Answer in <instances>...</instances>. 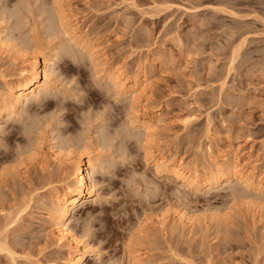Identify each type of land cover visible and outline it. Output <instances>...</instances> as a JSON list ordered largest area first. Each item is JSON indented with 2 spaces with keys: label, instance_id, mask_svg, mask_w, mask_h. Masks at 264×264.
Instances as JSON below:
<instances>
[{
  "label": "rangeland",
  "instance_id": "rangeland-1",
  "mask_svg": "<svg viewBox=\"0 0 264 264\" xmlns=\"http://www.w3.org/2000/svg\"><path fill=\"white\" fill-rule=\"evenodd\" d=\"M20 2L0 0V32L10 38L18 31ZM54 3L58 28L62 31L60 13L80 34L72 42L83 64L68 58L57 64L56 41L47 36V18L38 9L30 10L24 21L35 46L23 50L41 62V54L54 47L53 77L60 83L69 79V87L85 93L82 104H63L65 135L80 130V113L109 103L100 90L113 85L105 69H119L126 83L136 79L145 89L140 102L132 103L114 86L121 105L113 104L112 127L124 116L143 142L128 145L131 155L120 158L115 178L90 173L95 201L72 212L67 222L89 249L81 264H264V0ZM77 43L96 46L95 58ZM19 63L15 53L0 49V93L5 79H17L19 65H24ZM59 103L48 99L42 108L32 105L29 111L43 115ZM15 116L17 112L1 116L0 126ZM147 122L154 129L148 138L140 127ZM7 128L9 151L0 150V239L13 253H1L0 264H60L70 248L56 242L49 193L72 186L74 162L69 158L92 154L94 145L90 140L80 152L66 150L70 156L62 168L52 154L56 147L42 134L35 151L15 159L16 146L27 140L20 125ZM227 152L228 158L239 156L243 172L253 169L248 176L252 186L260 187L230 180L196 191L155 166L164 156L182 163L180 171L188 176L221 162ZM186 164L192 169L184 170ZM175 213L188 214L194 223H179L174 230L168 224L162 231L157 216L171 222ZM85 219L94 221L90 235L82 234Z\"/></svg>",
  "mask_w": 264,
  "mask_h": 264
},
{
  "label": "bare ground",
  "instance_id": "bare-ground-1",
  "mask_svg": "<svg viewBox=\"0 0 264 264\" xmlns=\"http://www.w3.org/2000/svg\"><path fill=\"white\" fill-rule=\"evenodd\" d=\"M64 18L65 16H61L60 13H57V21L62 29L63 34H67L73 42L78 41L80 34L76 32L71 25L64 23ZM10 39L11 38L8 37V35H4L1 31L0 49L2 50V52L11 51L15 53L19 58L20 63L24 65H19L18 73L16 75L17 79H5L3 81L5 89L4 92L0 93V117L3 115H15L18 107L30 94L35 93L37 90L44 89L49 83L55 80V77H53L52 73L53 71L51 69L52 53L55 50L54 47H49L48 50L46 49V52L41 54L42 61L40 62V60L35 55H29V53L27 54L23 50L24 48L12 44L10 42ZM77 44L81 48L86 50L88 55H90V57L92 56V59L93 57L95 58V53L97 51L96 46L92 45L90 47L89 45L86 46L84 44L81 45L80 43ZM234 53L236 54V48L232 51V57L235 56ZM25 65H29V67L27 68ZM105 70V78L108 81H111L116 89L118 88L120 90L121 94H127L132 103L140 102L141 98L144 96V83H139L135 78V80H131L129 83H126V78L123 77L124 75L122 76V72L119 69L109 68ZM37 98L39 99V97ZM143 110L146 109L143 108ZM140 127L144 130L146 138L150 137L151 134H153L154 129L152 125L149 124V122L140 125ZM55 149H53L54 152L52 154L55 158L58 157L57 159L59 161V165L63 168L62 164L65 162L64 160L69 154H67V152V155L65 156V150ZM227 154L230 153H226L227 157H221V162L218 161L219 163H212V166H210L209 169H202V172H198L194 169L192 170L191 175L188 176L184 175L180 171V165H182V163L174 164L172 160L164 159V156H161L155 161V166L158 168L163 167V171L165 174L182 180L187 188H192L196 191L209 189L219 182L224 183L230 180H238L240 181V183L242 182L247 188L254 187L252 186V177L248 176L253 169L249 170L248 173L243 172V167H241L239 156H237L236 154H231L228 158ZM74 156L73 159L69 158V160H73L74 162V167L72 169L74 178L72 186H67L58 190H54L52 192L50 191L51 193H49L52 198V207H50L51 209L48 213V216L56 235V242H59L60 244H63L64 246L70 248L67 257H65V259L60 264H81L82 260L85 259L89 252L87 246L82 245L80 241L73 235V233H71V231L67 227V222H69L72 212L76 211L78 208L81 209L82 205H87L89 204V202L94 203L95 201L96 183L90 177V173H94L91 171V169L93 168V153H86V156H84L83 158L80 155ZM189 166L190 165L187 164L184 165V170H190L191 167ZM259 181H262L260 177L258 178V182ZM256 185L257 186L255 187H260L261 184L257 183ZM19 213L20 211H17L12 219L17 218ZM11 222L14 221L12 220ZM156 222L161 225L163 229L162 231H164L165 227L168 224L170 225V229L174 230L179 223H182L185 226L192 225V223H194L192 217L184 213H175L171 222H167L166 216L161 214L157 216ZM8 247L9 246H7L5 240L0 239V254L4 252L12 256L13 252ZM50 264L56 263L52 262Z\"/></svg>",
  "mask_w": 264,
  "mask_h": 264
},
{
  "label": "clouds",
  "instance_id": "clouds-1",
  "mask_svg": "<svg viewBox=\"0 0 264 264\" xmlns=\"http://www.w3.org/2000/svg\"><path fill=\"white\" fill-rule=\"evenodd\" d=\"M21 15L19 17V27L17 34L14 35L10 42L25 50H31L35 46L31 32L25 25V17L29 16L30 10L38 9L41 12V18H47L49 25L47 36L56 41V55L58 61L64 58L70 59L74 64L81 65L80 52L73 44L70 37H65L63 32L54 23L56 18V6L54 0H38L36 5L31 0H21L18 5ZM58 70V69H57ZM60 77H64L60 75ZM70 81L64 77V83L59 82L57 77L49 83L44 89L37 90L30 94L17 109L15 116L7 125L0 126V150L7 152L9 147L4 139L8 135L9 124L20 125L22 128L21 135L27 140L25 146L17 145L15 148L16 158L26 155L37 149L42 134L49 139L52 146L57 150H74L80 152L89 147V141H92L93 148V168L91 169L96 175L111 179L115 178V173L121 167V157L126 153L130 156L128 145L132 142L135 145L142 143V138H137L136 129L129 126L126 117L120 120L116 127L113 123V104L121 105L117 100V93L114 85L109 84L107 88H100L109 103L102 106L101 110L89 108L87 111L80 113L79 124L80 130L75 135H65L63 129L68 125L63 119L67 109L63 107L64 102L72 101L77 104L83 103L85 93L78 86L69 87L67 82ZM83 93V95H81ZM73 94L77 99H72ZM39 97V99H36ZM48 99H58V107L46 114L41 115L39 112H30V106L35 105L42 108L43 103ZM108 111H105V107ZM91 110V111H90ZM103 113V115H99ZM99 151H96V150ZM94 221L85 219L81 223L82 234L90 235L89 229L93 227Z\"/></svg>",
  "mask_w": 264,
  "mask_h": 264
}]
</instances>
